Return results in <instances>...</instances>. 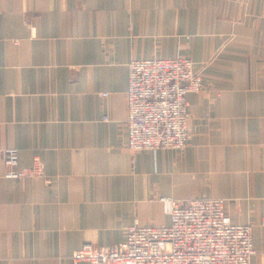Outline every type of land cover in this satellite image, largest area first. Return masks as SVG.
I'll return each instance as SVG.
<instances>
[{
	"label": "crops",
	"instance_id": "obj_1",
	"mask_svg": "<svg viewBox=\"0 0 264 264\" xmlns=\"http://www.w3.org/2000/svg\"><path fill=\"white\" fill-rule=\"evenodd\" d=\"M179 56L203 76L188 145L133 152L128 65ZM7 149L45 176L6 178ZM160 197L223 200L264 264V0H0V264L170 225Z\"/></svg>",
	"mask_w": 264,
	"mask_h": 264
},
{
	"label": "built area",
	"instance_id": "obj_2",
	"mask_svg": "<svg viewBox=\"0 0 264 264\" xmlns=\"http://www.w3.org/2000/svg\"><path fill=\"white\" fill-rule=\"evenodd\" d=\"M127 147L133 152L180 150L191 136L187 97L203 88V76L188 57L133 60L128 65ZM108 121L107 117L103 118ZM8 179L45 176L40 160L18 168L16 149L6 150ZM170 225L126 229L119 245H83L73 264H253V226L234 224L221 199L179 202L160 198Z\"/></svg>",
	"mask_w": 264,
	"mask_h": 264
},
{
	"label": "rangeland",
	"instance_id": "obj_3",
	"mask_svg": "<svg viewBox=\"0 0 264 264\" xmlns=\"http://www.w3.org/2000/svg\"><path fill=\"white\" fill-rule=\"evenodd\" d=\"M183 57H185V56H183ZM188 58H190V57H188ZM191 59V58H190ZM192 60V59H191ZM194 62V61H193ZM199 71V70H198ZM188 145V144H187ZM160 198H164V197H160ZM167 198V197H166ZM168 198H171V197H168ZM159 202L164 206V203L163 202H161L160 201V199H159ZM164 208H165V206H164ZM166 211V210H165ZM167 213V212H166Z\"/></svg>",
	"mask_w": 264,
	"mask_h": 264
}]
</instances>
